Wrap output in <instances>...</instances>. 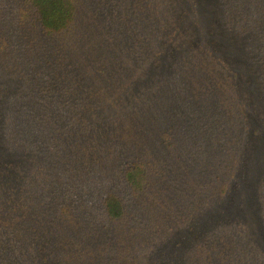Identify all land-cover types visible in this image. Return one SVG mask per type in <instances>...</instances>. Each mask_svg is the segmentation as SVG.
Wrapping results in <instances>:
<instances>
[{
  "label": "trees",
  "instance_id": "trees-1",
  "mask_svg": "<svg viewBox=\"0 0 264 264\" xmlns=\"http://www.w3.org/2000/svg\"><path fill=\"white\" fill-rule=\"evenodd\" d=\"M215 1L217 26L202 0H21L18 25L0 7V264H149L235 184L249 217L215 224L176 264H264V0ZM224 37L243 38L240 66L207 45ZM92 207L87 221L104 222L89 238Z\"/></svg>",
  "mask_w": 264,
  "mask_h": 264
},
{
  "label": "rangeland",
  "instance_id": "rangeland-1",
  "mask_svg": "<svg viewBox=\"0 0 264 264\" xmlns=\"http://www.w3.org/2000/svg\"><path fill=\"white\" fill-rule=\"evenodd\" d=\"M175 1V0H174ZM204 1V4L202 5V13H206V18L210 19L209 13L211 12H216L218 14V10H219V4H216L215 0H202ZM6 6V9L9 13V9H14L13 11V21L15 25H18L20 23V18H21V0H0V7L3 8ZM5 14V18L3 19L4 21H0V26L1 25H6L8 23H11V21L9 20L7 22V19L9 17V15L7 14V12H1L0 13V17H2ZM210 23L213 24V26H217L218 22L216 19H214L212 17V19H210ZM212 32V31H210ZM182 34H187L185 32H183ZM14 35V32H13ZM188 35V34H187ZM37 38V34L34 33L33 36L28 35V40L26 42H32L33 43V47L37 46L38 44V40ZM190 36H185L186 41H184L185 43H187L189 46H195L197 45L196 42H189L190 40ZM14 39V38H13ZM243 38L239 39V40H234L232 38L227 39L226 37L223 38L222 43L217 42V40L214 39H209V42L207 43V45L212 49H216L218 52H223L226 51L228 53H225L224 57L222 58V60H225V62L231 66L237 67L238 63H237V58H235L234 56L239 52V43L243 44ZM231 42H234V44L237 45V49L231 50V48L229 47V44H231ZM34 49V48H33ZM174 61V49L172 47V51L170 52V54L168 55V57H166V59H162V58H158L156 59V61L152 62L151 65L148 67V73L146 78L141 79L138 82H135L133 84V86H131L129 89H131V96H136L138 95L145 86H148L152 81L158 79V77L162 76L165 72V68L167 67V65H171L172 60ZM240 66V65H238ZM240 79L243 84L245 82V80H248L247 77L243 76V75H239ZM243 76V77H242ZM238 79V80H239ZM247 82V81H246ZM244 88L241 87L242 89V93H243V97L244 99L249 102V104L253 105L255 102L254 99V93H252L253 91L250 89H246V83L243 85ZM256 90V89H255ZM257 90L259 91V89L257 88ZM256 90V91H257ZM257 91V92H258ZM1 95V92H0ZM261 103L263 101V99L260 100ZM264 103V102H263ZM261 110V109H260ZM261 115L264 116V109L261 110ZM261 127H264V123H259ZM255 126L258 127V124L256 123ZM253 143L250 141V144L248 146L247 152L245 154V160H248V158L252 155V151L250 149V146ZM119 149L121 150V145H118ZM260 152L262 153L261 156L263 157V161H264V146L262 148L259 149ZM109 154V152H108ZM111 159V158H110ZM112 161L108 162V167L106 165H103L104 167H107L108 170V178L111 175V177L116 173V170L118 169V166L120 164L119 161H115L113 158L111 159ZM99 161V160H98ZM101 161H99V166L94 165L93 167H91L92 169L100 168L101 165ZM245 164L244 166L242 165L243 170H245ZM176 169V167H175ZM180 171V172H179ZM179 173H182V168L177 169V174L179 175ZM110 177V179H111ZM237 185H233L230 193L224 197L220 203L214 207L213 209H210V211H207L206 214H202V215H198L195 218V221L192 222L189 226H185L183 228H185L184 230L181 231H173L172 234H170L169 237H167L164 241L158 243L149 253V257H148V262L149 264H176L177 262H182L186 251L188 249V247L194 242L193 240L197 237H199L202 234H206V232L208 230H210L211 228H213L215 226V224L220 223L222 220H231L233 219L236 222H242V217H238V215L241 213L242 215H244L246 218L249 217V212H251L252 206L254 205L253 203H247V197H240L239 198V194L237 196ZM121 196L123 197L124 201L126 203H129L131 200L130 194L129 192H127L126 190H121ZM151 197V194H149ZM241 196V195H240ZM238 199V203H236V200ZM232 209L235 210V213H233ZM127 210H129L127 208ZM87 212H89L88 216H84V218H88V219H98L97 216V212L95 211V209L92 207L91 209H89ZM82 219L83 221H85L86 223H92V225L90 227H87L88 231L85 229L84 233H82V235H87L89 236V238H91L92 235H95L96 233V229L97 226L103 225L100 223H103V220H97V221H87V219ZM100 221V222H99ZM99 222V223H96ZM245 225H248V223H246L245 221H243ZM108 226V225H106ZM86 228V227H85ZM262 228V225L258 228L259 230ZM168 232H166L165 234L167 235ZM261 233H263V230L261 229ZM165 234L163 235V233L160 235L161 236H165ZM127 240L132 241L131 238L129 237ZM142 239H140V244ZM139 243V242H138ZM137 243V244H138ZM129 248H131L129 246Z\"/></svg>",
  "mask_w": 264,
  "mask_h": 264
}]
</instances>
